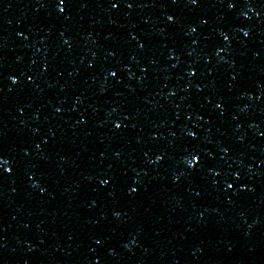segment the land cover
<instances>
[{"label": "water", "instance_id": "obj_1", "mask_svg": "<svg viewBox=\"0 0 264 264\" xmlns=\"http://www.w3.org/2000/svg\"><path fill=\"white\" fill-rule=\"evenodd\" d=\"M0 264H264V0H0Z\"/></svg>", "mask_w": 264, "mask_h": 264}]
</instances>
